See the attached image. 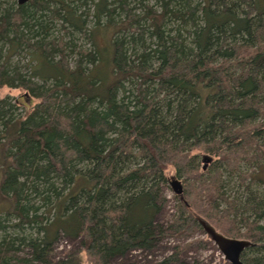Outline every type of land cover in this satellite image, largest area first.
<instances>
[{
	"label": "trees",
	"instance_id": "1",
	"mask_svg": "<svg viewBox=\"0 0 264 264\" xmlns=\"http://www.w3.org/2000/svg\"><path fill=\"white\" fill-rule=\"evenodd\" d=\"M2 88L0 264H80L60 237L91 264L180 238L173 264L196 216L264 264V0H0Z\"/></svg>",
	"mask_w": 264,
	"mask_h": 264
},
{
	"label": "rangeland",
	"instance_id": "2",
	"mask_svg": "<svg viewBox=\"0 0 264 264\" xmlns=\"http://www.w3.org/2000/svg\"><path fill=\"white\" fill-rule=\"evenodd\" d=\"M14 1L17 3V0H9V3L11 4ZM65 39L70 40V37L69 38L65 37ZM75 41L77 42V38L75 39ZM88 43H89L88 40L81 38L78 45L84 44V47H88ZM13 61H14L13 63H16V65H19V68L24 67L29 62V55L27 53L17 54L16 56L13 57ZM21 71H23V69ZM6 96H10L11 98H14L15 100H21L25 96V94L23 95V93L19 89H9V88L0 89V98H4ZM33 104L34 102L31 100V106H28L26 108V111L30 110ZM200 156L202 159V157L204 158V157H207L208 155L200 154ZM201 159L199 161L200 165L204 166V164L201 163V161H203ZM242 171H243V168H242ZM235 175H237V173L233 174L232 176H228L226 174L224 175V181H225V186H226L225 190L227 194L232 197L234 194H237L238 192L237 190L239 189L237 188V184L239 185V180L238 178H236ZM172 180L173 179H169V183L167 187L164 188V196H165V199L168 201V203L165 207V210H164L165 213L163 214V217H162L163 219L162 222H164L163 224L168 223L171 219V216L174 214V212H176L175 208L177 207V201L174 198L175 195L170 186V182ZM247 182L248 180H246L245 183ZM230 238H233V237H230ZM193 240H205L206 241L205 247L204 248L194 247V248L188 249L185 254H181V256L179 257V261L173 264H220V263L229 264L224 261L223 256L220 254L216 246L211 241H209L208 237L202 232V229H201V232L195 233L189 239H187L186 243L193 241ZM182 243H183V239H180V238L179 239L178 238L165 239V240L160 241V243L157 245V248L153 250L151 253L142 252V251L133 252L129 254V256H127L125 260L126 262H132L135 264H153L154 262H158L162 258L168 256L170 252L172 251L173 246L182 245ZM69 252L78 254V256L80 257V264H91L90 260L84 255L79 242H72V241L65 239L64 237H60L54 246L53 262L55 263L57 261L64 260L66 258L65 257L66 253H69ZM19 256L27 257V255L26 254L24 255V253H19ZM32 264H35V263H32ZM112 264H124V261L117 260L113 262Z\"/></svg>",
	"mask_w": 264,
	"mask_h": 264
},
{
	"label": "water",
	"instance_id": "3",
	"mask_svg": "<svg viewBox=\"0 0 264 264\" xmlns=\"http://www.w3.org/2000/svg\"><path fill=\"white\" fill-rule=\"evenodd\" d=\"M28 0H17L19 5L26 3ZM210 159L208 157H204L203 162L205 168L206 163ZM170 186L174 195L180 196L182 194V185L178 180H172L170 182ZM196 220L200 225L202 232L208 237L209 241H211L220 254L223 256L225 262L229 264H245L241 260L242 253L253 244L245 239H237L226 237L220 232H218L210 223L206 220L196 216Z\"/></svg>",
	"mask_w": 264,
	"mask_h": 264
}]
</instances>
